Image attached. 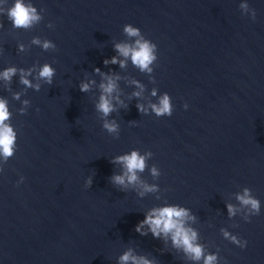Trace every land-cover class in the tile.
<instances>
[{"label":"water","instance_id":"water-1","mask_svg":"<svg viewBox=\"0 0 264 264\" xmlns=\"http://www.w3.org/2000/svg\"><path fill=\"white\" fill-rule=\"evenodd\" d=\"M24 2L41 17L28 29L7 18L14 0H0V72L32 69L27 78L40 85L26 88L19 71L10 83L0 79L17 132L13 157H0V264H119L129 250L152 264H203L170 235L154 238L147 225V235L136 231L151 209L169 205L189 210L194 219L185 227L205 255H218L217 264H264V0ZM242 3L255 10L254 20ZM125 24L157 45L151 72L115 50L139 39L124 33ZM33 38L56 49L45 51ZM113 56L125 66L105 65ZM45 63L55 69L51 85L37 79ZM101 73L117 85L107 117L95 108ZM81 82L90 83L87 92ZM165 92L172 115L156 117L151 105ZM105 120L118 133H108ZM133 150L152 154L137 175L157 190L143 196L139 183L111 181L123 171L111 161ZM245 188L259 199V215L237 200ZM222 229L247 246L231 243Z\"/></svg>","mask_w":264,"mask_h":264},{"label":"clouds","instance_id":"clouds-1","mask_svg":"<svg viewBox=\"0 0 264 264\" xmlns=\"http://www.w3.org/2000/svg\"><path fill=\"white\" fill-rule=\"evenodd\" d=\"M240 8L245 12L251 15L254 20L256 17V12L254 9H251L248 3H242ZM0 11H3L0 9ZM7 18L11 21L14 28H24L28 29L33 26L34 23L39 22L41 17L37 14L36 8L32 4H26L24 0H14V3L11 7L7 9ZM52 27V25H49ZM123 31L129 37H139L135 40L133 44L129 43H118L115 44V50L122 57L131 59V62L134 66L138 67L141 71L151 72L152 65L157 61V45L151 40L146 39L141 35V30L138 27H133L131 24H125ZM33 44L39 45L47 51L48 49H56V45L50 40L41 41L39 38H33ZM19 50L23 51L24 46L19 45ZM125 60H117V57L113 56L111 61L105 60L104 63L116 64L119 63L121 67L125 66ZM20 73V83L26 88H35L36 91L40 90V85H33L32 82L27 78L32 74V69L25 70L23 68L17 69L16 67H7L2 72H0V79H3L6 82H11L12 77ZM96 73H100V69H95ZM55 75V69L48 63L42 65L39 70L37 79L44 80L45 83L51 85L53 76ZM104 76V81L100 84L101 95L99 97V102L95 105V108L98 112H101L104 117L109 116L115 107L110 99L112 93L115 91L117 85L116 80L107 74H102ZM118 79V77L116 78ZM91 83H94L91 82ZM138 87L140 85H137ZM90 88V83L81 82L79 89L81 92H87ZM156 95V91L153 90L152 93ZM133 95L139 96L140 93H134ZM14 99H19V93L13 95ZM25 105L29 104L28 100L23 101ZM185 109L188 108V104L183 105ZM137 109L146 113L148 110L145 109L142 105L137 104ZM152 113L156 117L162 116H171L173 112V105L171 103L170 95L165 92L159 99L158 103L151 105ZM37 111H39L37 109ZM20 112L23 114L24 109H20ZM12 113L9 110L8 101L0 97V157H3V162L7 163L9 158L13 157L16 151V141H17V132L14 130V127L11 124ZM103 128L107 130L108 133H118V125L113 121L109 122L105 120ZM152 154L146 153L141 155L138 151L133 150L130 154H124L114 157L111 161L112 163H119L122 165V173L119 175L114 174L111 177V181L115 185H123L127 187L129 184L139 183L143 188V191L140 193L141 196L145 192H154L157 190L155 185H148L143 181H140L137 173L143 172L146 167V157L151 156ZM3 171V168H0V172ZM151 174L153 176H158L159 172L155 166L151 169ZM23 177L20 178V181L17 183L23 182ZM92 184V179L89 177L85 182V187L90 188ZM237 200L242 206L250 208L252 215H259L260 213V201L257 198H254L250 194V189L245 188L242 195H237ZM229 216L235 215L236 208L229 204L227 205ZM186 219H194V217L189 215V210L176 206L169 205L158 208L151 209L146 215L145 218L140 221L136 226V231L141 235H147L146 232H143L142 229L147 225L148 230L151 232L154 238H160L161 234L164 236H171L172 243L175 247H182L184 252L189 255V257L194 261L203 260V264H217L218 255L216 253H210L205 255L203 247L196 243L197 233L190 228L185 227ZM223 235L231 243L236 244L241 248L247 246V241L238 238L236 235H232L227 231L222 229ZM152 264V262L144 257H135L131 254V251L125 252L122 256L119 257V264Z\"/></svg>","mask_w":264,"mask_h":264}]
</instances>
